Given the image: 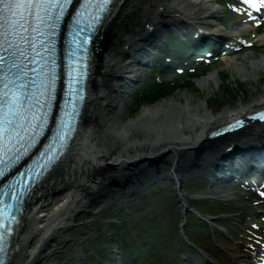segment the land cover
I'll return each mask as SVG.
<instances>
[{"label": "bare ground", "instance_id": "1", "mask_svg": "<svg viewBox=\"0 0 264 264\" xmlns=\"http://www.w3.org/2000/svg\"><path fill=\"white\" fill-rule=\"evenodd\" d=\"M222 10L218 0L111 1L99 24L96 49L89 54L81 118L62 152L36 182L38 189L34 193L28 192L23 198L15 223L7 235L4 264L68 263V251L73 249L72 246L79 249L84 247L78 236L88 233L86 226L91 222L81 224L76 216L83 215L87 220L90 217L89 213L87 216L85 213L87 206L97 209L98 202L89 201L97 189L112 186L113 190L107 188L106 196L109 198L117 193L125 195L131 193L135 186L148 183L149 179L168 171L174 176L169 180L175 184L181 208L187 210L188 197L181 192L184 184L201 180L211 169L216 174L220 173L225 164L238 155L234 152L219 168L207 170L210 161L226 143H222V139L212 140L206 136L213 127L230 117L264 106V88L249 101L227 104L221 109L210 110L208 100L194 103L192 97L186 104L172 99L157 102L137 117L123 112L128 97L132 96L129 91L134 87L129 85L126 92L122 84H138L148 79L141 61L149 57L151 49L163 39L159 36L153 45L133 57L124 56L125 51L136 45L149 29L157 28L164 17L187 20L199 29L219 36L251 34L243 12L229 28L220 27L224 24ZM167 31L165 29L162 33ZM259 41L258 44L246 41L245 45L264 48V35L260 36ZM134 58H139L137 61L141 65L135 66ZM254 58L255 55H250L225 62L242 77H249L245 65ZM262 63L264 65V59L256 65L262 67ZM212 78L200 79L198 85L207 89ZM184 97L181 94L179 99ZM261 126L264 127V124ZM253 129L254 125L248 132L252 133ZM234 136L243 137V132ZM199 156V165L193 167L192 161ZM237 160L230 165L229 175L230 170L238 172ZM261 164H264V160ZM155 171L158 172L151 176ZM207 175L211 176L210 173ZM260 207H252L249 215L263 218ZM101 211L99 209L92 214L97 215ZM250 244V248L246 245L242 248L223 247L229 251V260L233 264H255L260 256H264V241L259 237ZM188 250L183 255H187ZM195 250L197 256H201L202 264H222L210 254ZM164 260L171 264L167 256H164Z\"/></svg>", "mask_w": 264, "mask_h": 264}, {"label": "rangeland", "instance_id": "2", "mask_svg": "<svg viewBox=\"0 0 264 264\" xmlns=\"http://www.w3.org/2000/svg\"><path fill=\"white\" fill-rule=\"evenodd\" d=\"M228 19H231V17L229 16ZM228 19H226V22ZM166 54L168 55V52H166ZM263 55L264 52L259 53L257 57L251 59L250 63H248L247 68L251 74L249 77L251 79L240 77L238 73L232 70H225L223 61L227 58L224 56L223 60L210 67V69L214 68L213 70L219 71L218 86L212 85L210 88L201 90L197 85L189 81L188 85H190L192 89L185 88L179 92H174L172 95L171 89H169L167 92L168 96L160 99L158 102L172 99L179 100L178 102L186 104L188 100H191L193 97L194 103L201 101L207 102L208 100L207 105L210 110H215L216 108L221 109L227 104L236 105L249 101L264 88V73L260 74L257 69L258 67L254 66L259 59H262ZM153 73L154 76L159 75L158 72ZM183 78H185V76L178 80V84L174 87L175 89L179 88ZM154 81L155 79L151 77L148 78L147 82L136 85V89L140 88L139 94L135 96V98L129 99L125 105V111H127L131 117H137L147 107L157 104V102L147 104L150 94L154 91V86L152 85ZM181 94L185 95L182 100L179 99ZM152 166H149V168ZM163 182L165 183L161 185H148L145 189L142 187L133 197H120V194L117 193L112 199L109 198L106 201L104 199L106 198L107 188L112 189L113 187L105 186L100 190H95L89 197V201L92 203L98 202L97 209L92 208L91 205L87 206L85 213L86 216L87 213L90 215L87 220L83 215H78L79 217L76 216V218L81 220V224H83L84 221H91L86 226L88 233L84 236H78L80 242L84 243V247L79 249L72 246V250L70 246L71 250L68 251V255H70V257H88L89 254H92L90 261L84 264L110 263L109 260H102V258H108V256H105L110 250L105 249V247L108 246L111 239L121 238L123 239V244L119 250L122 253L121 255H124L123 261L129 258L128 255L132 251V249H124V246L127 243L134 245L135 241L142 252L135 254L134 257L139 258H137L135 262H131V264H167L161 258V252L164 250L167 257L173 259V254L177 248L174 258V260H176V256L180 254L179 248L182 246V244L177 241L176 233L177 221L178 219L181 221L180 212L178 214V207L180 205L174 197V193H172L169 188L172 186V183ZM189 185H187V187L194 189L198 187L195 186V184ZM183 190L189 193L191 198L197 193L195 191L186 190V187L183 188ZM130 203L133 204L130 205ZM189 204L197 206L196 201L190 198ZM101 208L103 211L97 213V215L92 214V212H97ZM215 215H217V213H215ZM192 218L193 214L189 213V219L191 220ZM141 234H146V236L140 238L139 236ZM149 236H153L155 242H151L148 238ZM237 238L239 240L241 239L240 236H237ZM154 243H162V245H166L167 248L156 249L154 248ZM146 253L150 255L144 256ZM66 264H79V262L72 259Z\"/></svg>", "mask_w": 264, "mask_h": 264}, {"label": "snow or ice", "instance_id": "3", "mask_svg": "<svg viewBox=\"0 0 264 264\" xmlns=\"http://www.w3.org/2000/svg\"><path fill=\"white\" fill-rule=\"evenodd\" d=\"M69 2L70 0H63V3L57 4L56 0H0V20L5 22L4 24H0V36L12 35V31L4 33L2 29L7 26L9 29L14 30L15 27L19 26V22L15 19V17L19 16L20 19L23 20L22 10L25 8L35 7L37 9L43 10V6L51 4V6H59L61 10H63V4ZM246 2H251V0H246ZM105 3H107V0H102L101 7H103ZM9 17L12 19L9 20ZM24 31H27V29H24ZM9 47H12V45H9ZM21 55H23V53H21ZM0 62H2V59H0ZM55 79L56 77L53 74L48 85L49 88L53 86ZM7 86L8 85H4V87ZM4 98L8 99V103L10 105H14L16 101L21 99L17 93H13L10 99L9 94L4 93ZM260 118L264 119V116H261ZM2 227H4V224L0 222V228Z\"/></svg>", "mask_w": 264, "mask_h": 264}]
</instances>
